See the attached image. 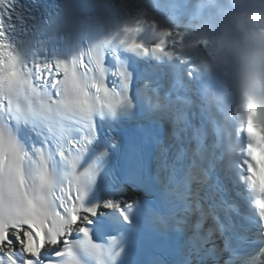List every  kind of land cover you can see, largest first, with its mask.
I'll use <instances>...</instances> for the list:
<instances>
[{
  "label": "snow or ice",
  "instance_id": "6c2138e0",
  "mask_svg": "<svg viewBox=\"0 0 264 264\" xmlns=\"http://www.w3.org/2000/svg\"><path fill=\"white\" fill-rule=\"evenodd\" d=\"M10 7L0 0V264H165L134 251L162 214L112 164L118 140L107 117L131 107L112 77L128 88L127 74L98 49L70 62H24L5 27ZM142 30L125 28L132 49L164 50V40L151 49L139 40ZM249 155L247 178L264 205L251 146Z\"/></svg>",
  "mask_w": 264,
  "mask_h": 264
},
{
  "label": "clouds",
  "instance_id": "9594fccd",
  "mask_svg": "<svg viewBox=\"0 0 264 264\" xmlns=\"http://www.w3.org/2000/svg\"><path fill=\"white\" fill-rule=\"evenodd\" d=\"M190 2L191 17L179 33L171 25L152 22L158 33L157 43L165 41L164 50L154 52L161 57L176 55L177 51L169 47L171 38L206 83L213 77L219 78V90L213 89L217 95L238 98L241 131L247 135L242 150L246 166L251 159L250 146L253 153L264 147V0ZM250 98L257 105L255 120L261 128L255 141L249 136L247 125Z\"/></svg>",
  "mask_w": 264,
  "mask_h": 264
}]
</instances>
